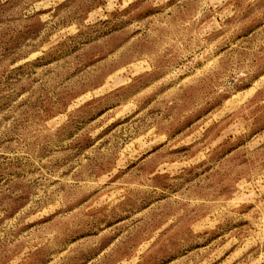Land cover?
<instances>
[{
  "label": "rangeland",
  "instance_id": "1",
  "mask_svg": "<svg viewBox=\"0 0 264 264\" xmlns=\"http://www.w3.org/2000/svg\"><path fill=\"white\" fill-rule=\"evenodd\" d=\"M0 264H264V0H0Z\"/></svg>",
  "mask_w": 264,
  "mask_h": 264
}]
</instances>
